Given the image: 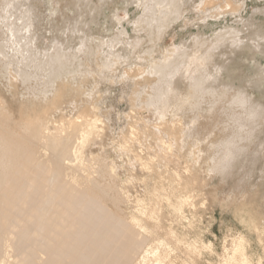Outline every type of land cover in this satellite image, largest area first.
<instances>
[{"label":"bare ground","instance_id":"bare-ground-1","mask_svg":"<svg viewBox=\"0 0 264 264\" xmlns=\"http://www.w3.org/2000/svg\"><path fill=\"white\" fill-rule=\"evenodd\" d=\"M106 1L0 0V264H212L202 260L211 244L175 224L194 207L197 173L236 172L254 144L264 117V0H122V9L109 0L104 16ZM62 2L68 12L86 8L64 40ZM189 14L196 33L147 69L125 71L132 80L157 77L133 105L159 123L141 127L126 116L115 143L87 85L89 64L102 73L133 60L140 44L123 20L133 32L175 23L183 32ZM228 18L231 25L213 29ZM112 26L113 35L98 32ZM204 102L212 125L202 146L194 136ZM218 257L250 264L241 235Z\"/></svg>","mask_w":264,"mask_h":264},{"label":"rangeland","instance_id":"rangeland-1","mask_svg":"<svg viewBox=\"0 0 264 264\" xmlns=\"http://www.w3.org/2000/svg\"><path fill=\"white\" fill-rule=\"evenodd\" d=\"M96 2L98 0H94V3ZM106 2H108V5H105L104 16L110 15L111 10L114 8L109 0ZM114 2L115 7L120 9L125 6L122 0H114ZM65 3L62 2L60 6L64 7L63 11L67 12L69 21L62 24L60 27L62 30L57 33L62 40L65 37L61 33L65 32L69 35L71 29L84 20L86 12V8L82 6V10L77 8L76 11L68 12ZM248 10L251 11L250 6ZM131 13H133L132 10H130V18H133ZM118 15L121 19L125 16L122 11H119ZM193 18L195 19V16L187 15L186 19L190 21H188L189 28L186 27L183 32L179 30L183 23H175L176 25L165 26L161 32L151 30L150 34L133 32L132 25L123 20V26L127 29L130 39L136 40L140 44L139 49L133 55V60H120L113 70L102 73L96 68L95 60L92 64H89L91 78L87 85L94 89L99 116L104 122H107L112 134L116 136L115 143L118 141L119 134L128 130L130 120H126V116H131L141 127L147 125L149 128H153L159 123L157 115L143 109L141 106L138 109L133 105V97L136 92L142 91L140 93L141 98L147 96L151 92L150 87L157 80V77L149 73L137 80H132L125 73L126 69L134 66H139L141 70L147 69L152 62L161 59L166 51L172 50L180 42V39H188L193 33H196L193 28L194 22H191L194 20ZM77 22L78 24H76ZM230 23H232V19L228 18L226 23L222 21L213 29L218 30L223 26L231 25ZM67 30L69 32H66ZM98 32L104 36L113 35L116 32V27L112 26L109 31L100 29ZM205 32L209 33L207 30ZM73 45H75V42H70V46ZM223 50L226 51L227 49ZM85 61L86 59L83 57V62ZM215 64H220V60L217 59ZM177 106L178 100L174 94L169 100L170 108L168 109L169 114H166L167 120H171L172 115L176 114ZM201 106L203 109L201 111L202 118L198 122L194 137L203 146V144L206 145L209 142L207 139L210 140L211 138L207 132L212 125V121L206 118V102L202 103ZM64 114L71 117L74 111L64 109ZM256 123L258 125L254 128L257 129L254 144L248 145L249 154L239 160V163L243 165L242 169L224 175L205 170L198 172V184L196 183L195 191L192 193L194 196L192 200L195 202L194 207H196L195 209L194 207L185 209V218L175 224L178 233L186 234L189 232V237L195 235L203 243L211 244L212 252L204 251L202 260H209L212 264L219 263L218 256L222 254L223 247H228L231 240L238 235H241L244 239L250 264H264V117ZM260 142L263 143L262 150H259L260 154L255 156L254 150ZM134 149L140 152L138 147ZM187 160L191 161L192 159L188 157ZM125 161L126 159L123 160V162ZM252 164H254V168ZM134 174L137 176L136 172ZM188 223L193 225L191 231L186 230Z\"/></svg>","mask_w":264,"mask_h":264}]
</instances>
